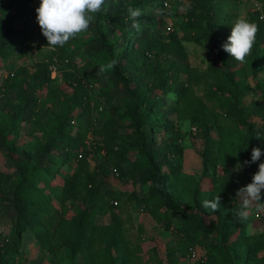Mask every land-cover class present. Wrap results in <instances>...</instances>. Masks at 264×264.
<instances>
[{"label":"rangeland","instance_id":"374dc122","mask_svg":"<svg viewBox=\"0 0 264 264\" xmlns=\"http://www.w3.org/2000/svg\"><path fill=\"white\" fill-rule=\"evenodd\" d=\"M10 2L11 0H0L2 19L14 29L22 28L28 36V45L8 58H0V81L8 77L9 88V96L0 98V173L5 177L0 184V194L11 198L15 187L24 176L33 172L35 163L40 161L47 164L50 155H62L65 144L61 137L63 133L70 138L81 134L86 147L83 158L86 159L88 169L97 172V165L101 166L96 183L101 186L100 195H106L107 210L97 217V223L107 224L111 220V213H114L125 223L132 236L142 239L144 258H147L145 250L156 245L161 264H198L197 262L207 259L209 249H215L221 254L220 234L216 231L205 234L204 228L210 223L225 227L229 204L241 202L235 196L228 198L225 204L222 202L216 212L203 207L202 202L205 200L195 192L203 170V139L188 121L179 122L176 115L170 112L169 108L175 104V98L169 99V94H163L160 99L155 100V103L159 102L157 109L142 130L133 121L129 110L135 96L147 99L154 91H158V87L164 86L167 80L170 82L169 77L176 61L188 65L194 71L192 85H186L187 96L203 95L205 83L213 81L206 74L210 49L204 43L195 44L189 37L190 34L201 31L204 25L201 14L197 12L190 16L186 12L188 0H142V15L138 18L141 30L137 32L131 27L133 21L128 17L114 25L103 20V15L114 11L113 4L107 0L106 11L96 14L87 32L78 35L63 47L52 49L45 48L47 41L36 22V15L28 21L29 24H25L15 15L16 5L9 8ZM255 2L259 3L264 15V0H220L219 14L225 17L222 28L229 29L231 33V26L238 18L249 20L251 17H258L259 14L254 8ZM33 3L36 10L39 0H33ZM170 34L181 43L184 58L162 55L148 60L143 56V44L146 40L158 39L167 42ZM125 45H128V53L124 54L120 62L119 78L113 67L109 68L108 65L118 58V51ZM87 48H91V54L85 52ZM52 53L59 55L58 68L62 72L70 73L73 80L87 85L90 95L89 109L85 111L82 105L73 106V126L62 131L58 127L59 121L64 119V103L72 99V94L63 84L62 72L57 70L54 79L44 86L36 87L32 95L24 90L22 102L16 95L15 85H22L26 81L23 71L33 73V65ZM226 62L231 65L234 79L241 89L239 108L245 122L238 121L237 130L242 136L251 133L255 136L263 134L261 138L264 141L263 120L257 114L264 100V41L255 42L251 55L243 64L231 59L228 54ZM101 68L104 69L103 72H100ZM11 74L14 75L13 78ZM185 79L186 76L180 74V80ZM170 93L175 97L174 91ZM34 97L39 102L35 123L31 120L30 111L25 112L23 117L19 114L22 109L26 110L31 105V98ZM107 119L112 121V127L108 129L103 126ZM172 122L174 125H169L172 132L166 131L163 125ZM222 124L227 127L233 125L231 120H224ZM78 126L82 128L80 131L77 130ZM175 129L183 135L181 139H177L182 148V156L174 157L180 165V171L174 185L167 184V189L181 212L170 215L165 211L162 197L156 192V185L148 171V163L162 173L169 171L163 161V151L165 143L174 139ZM144 134L148 135L146 143L143 142ZM210 134L215 140H219V130L215 125H212ZM256 146L259 148L258 144ZM260 149L263 151L261 146ZM146 151L147 157L144 156ZM215 153L218 155L219 164L216 171L220 174L222 165L229 162L223 144L217 146ZM62 157L64 161L58 168L54 181L40 184L48 193L51 205L57 210L61 208L64 181L77 169V160L72 154ZM140 164L143 167H139ZM132 167L133 171L130 169ZM200 188L203 191L210 189L207 178L201 181ZM96 200L97 196L82 195L68 201L66 207L69 215L84 211ZM116 200L119 201L118 206H111V201ZM261 202L264 203V199ZM244 211L253 217L252 222L245 228V234L264 235V210L257 211L255 204H251ZM186 214L194 217L187 220L189 224L185 228L200 237L197 236L195 241L187 244L184 251H179L177 248L180 242L185 241V236L178 234L174 226L180 223L179 219L186 221ZM17 222L12 203L7 199L0 200L2 249L16 237ZM242 249L245 247L228 248L227 253L233 258ZM19 250L23 255L22 264H78L82 261L81 255L72 257L66 248H61L57 255L49 253L39 244L28 225L21 233ZM192 253L195 258H192ZM222 258L223 264H230V260H234L224 256ZM263 259L264 251H259L253 260L242 264H262ZM120 263L119 259L115 260V264Z\"/></svg>","mask_w":264,"mask_h":264},{"label":"trees","instance_id":"16d2710c","mask_svg":"<svg viewBox=\"0 0 264 264\" xmlns=\"http://www.w3.org/2000/svg\"><path fill=\"white\" fill-rule=\"evenodd\" d=\"M114 6L113 13L103 15L102 18L111 25L117 21H123L129 18L128 9H142V0H109ZM187 13L190 16L198 12L201 14L204 25L201 31L190 34V39L195 44L204 43L209 47L208 53L209 64L206 69V74L213 78L210 83H205V91L201 97L187 96L186 85H192L194 77L193 69L186 64H181L178 61L173 64L170 75V82L168 80L158 91L147 99L141 96H135L131 103L130 114L133 121L138 127L142 128L146 125L149 117L153 116L154 111L159 104L155 103L156 99H160L163 94H169L174 91L175 104L169 108L170 112L176 115L177 121H188L197 134L203 139L202 162L203 170L199 180V186L196 187L197 192L203 200L213 199L214 196L220 195L221 203L227 201L228 198L237 196L240 188L249 184L254 173L258 171V165L264 163V155L259 160L252 163L251 166H242L240 170L234 167L237 162L250 160L253 148L257 144L262 147L264 152V141L262 135L242 136L237 130L239 122L244 123L245 120L241 117L239 108V100L241 89L234 79V72L229 63L226 62V55L221 45L227 41L230 35L229 29H223L222 23L225 21L224 16H220V0H188ZM15 4V15L29 24L28 21L35 17L36 11L33 0H11L9 8ZM1 9V6H0ZM199 10V11H197ZM249 22L255 23L258 28L256 36V43L264 41V23L258 17H251ZM167 42L155 40H146L143 44L145 56L148 60L158 58L162 55H172L179 59L185 57L184 49L180 42L176 41L175 36L170 34ZM101 42L103 38L99 37ZM28 45V36L23 32L22 28L14 29L8 23L3 21L0 12V58H8L17 50H21ZM91 48L85 50L86 53L91 54ZM128 53V45L118 51V58L115 60L113 69L115 74L121 78L119 74L120 62L123 60L125 53ZM111 53V51L109 52ZM57 57L59 55L52 53L41 61H37L33 65V73L23 74L26 76V81L22 84H16L17 99L22 102V96L25 94L24 90L29 95L36 87L44 86L51 82L54 78L51 76L50 66L56 64L58 72H62L58 68ZM67 61L68 59H64ZM64 76L63 84L68 88L72 99L70 102L65 101L64 119L59 121V129L62 131L65 128H72V122L75 120L72 116L73 106L82 105L83 109H89V90L87 85L73 80L72 75L67 72H62ZM180 74L186 76L185 81L180 80ZM11 78L14 75H10ZM8 77L4 81H0V98L9 96V88L7 86ZM185 84V86H184ZM26 93V94H27ZM38 98H31V105L27 109L20 111L21 117L25 112L30 111L32 114V121H37L36 108L38 106ZM210 104V105H208ZM257 114L263 120L264 125V100L261 107L257 110ZM20 117V118H21ZM224 120H231L233 125L231 127L224 126ZM239 121V122H238ZM174 123L163 125L166 131H171V126ZM212 125H215L219 130V140H215L210 130ZM106 129L112 127L111 119L104 122ZM82 128L77 127L80 131ZM174 139L168 141L164 145V163L168 168V172H160L157 167L148 163V171L153 178L156 185V192L159 197H162L165 211L167 214H175L181 212L178 209V204L171 197L167 189V184L174 185V180L180 165L175 161L174 157L182 156V148L177 143V139H181L183 135L178 129L174 131ZM65 140L62 147L63 154L50 155L48 163L42 164L38 161L33 166V172L25 175L23 180L15 187L13 196L11 198L3 197L0 194V200L7 199L12 203L16 212V220L18 229L16 230V237L12 239L9 244L2 249L0 247V264H22L23 255L19 250L21 243V233L25 226H29L39 244L46 248L49 253L57 255L61 248H66L72 257L81 255L82 261L78 264H115V260L119 259L120 264H161L158 256V248L152 245L145 250L147 258L143 257V241L137 236H132L125 223L114 213H111V220L107 224L97 223V217L102 215L107 210V203L104 195H100V185L96 183V177L101 166L97 165V172L90 171L86 159L83 158L86 152V147L83 143L81 134L76 138H70L66 133L61 135ZM147 134H144L143 142L146 143ZM136 142V140L134 141ZM260 142L261 144L259 145ZM137 144V143H135ZM223 144L224 151L227 154L228 163L221 167V173L218 174L216 169L218 167V155L215 153L217 146ZM72 154L77 160L76 171L65 179L61 196V208L57 210L51 205L48 193L40 186L48 181H54L57 176L58 168L63 163V155ZM145 157L148 156L146 151ZM42 157V155H41ZM40 158V156H39ZM82 158V159H81ZM130 167V164L127 165ZM139 167H143L142 164ZM133 171V167L130 168ZM214 170V171H212ZM213 173V174H212ZM207 178L210 182V189L203 191L200 188V183ZM5 177L0 173V184L3 183ZM82 195L97 196L98 200L93 201L87 209L77 214L69 215L66 203L70 200L77 199ZM121 201V199H119ZM114 206H118L119 201H111ZM123 202V200H122ZM121 202V203H122ZM240 203L229 204L227 225L225 227H217L214 223L205 226L204 233H212L216 231L221 236L220 252L215 249L208 250V257L204 262H197L198 264H223L222 256L230 260V264H242L253 260L256 253L264 251V235L248 236L245 234L246 226L252 222L253 217L247 215V218L241 220L237 217V212L241 209ZM177 210V211H176ZM245 210V209H244ZM186 221L179 219L175 227L178 234L185 236V241L180 242L177 250L184 251L186 245L196 240L195 233L187 231L185 228L192 214H186ZM200 237V236H198ZM233 238V240H231ZM245 247L239 251L235 257H231L227 253L228 248ZM175 253V251H174ZM173 258H175V254ZM222 258V259H221ZM264 264V259L262 260Z\"/></svg>","mask_w":264,"mask_h":264},{"label":"clouds","instance_id":"9594fccd","mask_svg":"<svg viewBox=\"0 0 264 264\" xmlns=\"http://www.w3.org/2000/svg\"><path fill=\"white\" fill-rule=\"evenodd\" d=\"M106 2L107 0H39V7L35 10L36 22L47 41L45 48L63 47L70 40L87 32L96 14L106 11ZM128 12L129 19L133 21L131 27L139 32L141 26L138 18L142 15L141 9L130 7ZM258 31L259 28L255 23L238 18L232 24L231 33L221 48L231 59L243 64L251 55ZM114 65L115 61L108 67L112 68ZM103 71L104 69L101 68L100 72ZM174 98V94L169 93V99ZM262 155L264 152L260 148H253L250 160L243 163L238 161L235 168L239 170L242 166H251L252 163L260 160ZM237 197L242 205L237 212V217L241 220L247 218V212L244 209L251 204H255L257 211L264 210V203L261 202L264 199V163L258 165V171L253 174L251 182L238 190ZM202 205L216 212L221 207V197L214 196L211 201H203Z\"/></svg>","mask_w":264,"mask_h":264},{"label":"built area","instance_id":"2783aa9c","mask_svg":"<svg viewBox=\"0 0 264 264\" xmlns=\"http://www.w3.org/2000/svg\"><path fill=\"white\" fill-rule=\"evenodd\" d=\"M254 8H255V11H257L258 12V18L261 20V21H264V15L261 13V9H260V5H259V3L257 2H255L254 3ZM50 70H51V76L54 78L55 77V75H56V72H57V66H56V64H53V65H51L50 66ZM12 75V74H11ZM113 204H117L116 202H114ZM192 258H195V254L194 253H192Z\"/></svg>","mask_w":264,"mask_h":264}]
</instances>
